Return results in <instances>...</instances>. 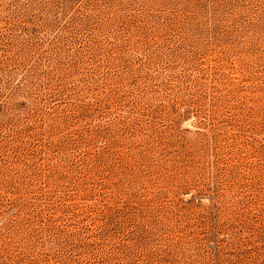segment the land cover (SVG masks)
I'll return each instance as SVG.
<instances>
[{
    "label": "rangeland",
    "instance_id": "374dc122",
    "mask_svg": "<svg viewBox=\"0 0 264 264\" xmlns=\"http://www.w3.org/2000/svg\"><path fill=\"white\" fill-rule=\"evenodd\" d=\"M0 264H264V0H0Z\"/></svg>",
    "mask_w": 264,
    "mask_h": 264
}]
</instances>
